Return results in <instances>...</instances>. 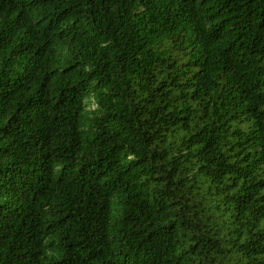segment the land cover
Instances as JSON below:
<instances>
[{"label":"trees","instance_id":"16d2710c","mask_svg":"<svg viewBox=\"0 0 264 264\" xmlns=\"http://www.w3.org/2000/svg\"><path fill=\"white\" fill-rule=\"evenodd\" d=\"M0 264H264V0H0Z\"/></svg>","mask_w":264,"mask_h":264}]
</instances>
